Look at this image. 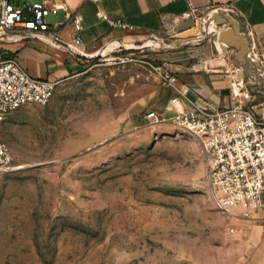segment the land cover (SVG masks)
Returning <instances> with one entry per match:
<instances>
[{"label": "rangeland", "instance_id": "1", "mask_svg": "<svg viewBox=\"0 0 264 264\" xmlns=\"http://www.w3.org/2000/svg\"><path fill=\"white\" fill-rule=\"evenodd\" d=\"M114 28L88 50L85 71L0 128L13 153L0 183V264H264V209H219L197 139L145 118L171 114L165 79L147 62L111 60L221 57L264 101V45L252 49L227 5L184 32Z\"/></svg>", "mask_w": 264, "mask_h": 264}, {"label": "built area", "instance_id": "2", "mask_svg": "<svg viewBox=\"0 0 264 264\" xmlns=\"http://www.w3.org/2000/svg\"><path fill=\"white\" fill-rule=\"evenodd\" d=\"M59 8V4L50 5L47 0H0V128L8 115L22 105L48 101L63 81L62 76L32 75L16 53L3 49L2 42L52 33L54 39L62 43L60 35L53 31L59 22L52 24L49 21V14L57 13ZM203 10L191 6L180 16L193 17L197 22ZM99 14L108 19L112 27L133 28L121 18H111L100 11ZM68 18L74 29L73 42L67 44L68 49L71 53L83 55L85 52L80 48L84 44L83 15L68 13ZM243 21V33L255 49L260 46V41L251 23L247 19ZM133 54L134 51L115 54L111 60L121 64L147 62L173 88L166 106L172 113L165 115L162 111L151 109L146 112L145 118L149 123L170 121L197 139L206 159L207 179L216 206L224 212L246 216L264 209V101H257L250 94L239 75L240 68L222 62L213 66L221 68L231 77L235 99L231 105L215 107L202 100L200 104L194 102L192 107H187L182 103V98L187 97V86L185 83L178 84L179 77L171 68ZM12 167L10 143L0 135V183Z\"/></svg>", "mask_w": 264, "mask_h": 264}, {"label": "crops", "instance_id": "3", "mask_svg": "<svg viewBox=\"0 0 264 264\" xmlns=\"http://www.w3.org/2000/svg\"><path fill=\"white\" fill-rule=\"evenodd\" d=\"M17 2L24 0H15ZM52 5H60L57 13L49 14L52 24L59 22L53 31L57 32L62 40L58 43L52 33H45L41 37H31L20 41H3V49L16 53L28 71L40 77L71 78L85 71L88 55L93 47L102 39L119 29L112 27L105 17L121 18L133 28L149 33H161L166 30L184 32L191 29L196 22L193 17L180 15L197 6L202 9L227 5L236 11L242 19H247L259 41L264 45V0H47ZM78 12L83 15L84 29L82 36L84 44L80 48L83 55L71 53L67 44L73 42L74 29L68 18V13ZM216 64L225 59H215ZM213 60H170L167 66L179 77L178 84L185 83L187 97L182 103L187 107L208 101L215 107H225L234 102L231 89V77L221 68L209 65ZM166 65V64H165ZM169 92L173 88L169 85ZM170 113L172 111L169 110Z\"/></svg>", "mask_w": 264, "mask_h": 264}, {"label": "water", "instance_id": "4", "mask_svg": "<svg viewBox=\"0 0 264 264\" xmlns=\"http://www.w3.org/2000/svg\"><path fill=\"white\" fill-rule=\"evenodd\" d=\"M228 35H229L228 31L227 30H223V31H221L219 33L218 37H220L222 39H227L226 36H228ZM240 35H242V34L240 33Z\"/></svg>", "mask_w": 264, "mask_h": 264}]
</instances>
